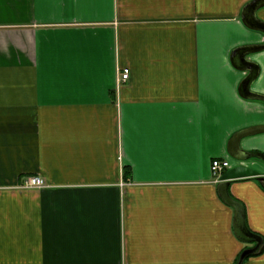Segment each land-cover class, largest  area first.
<instances>
[{"label": "crops", "instance_id": "crops-1", "mask_svg": "<svg viewBox=\"0 0 264 264\" xmlns=\"http://www.w3.org/2000/svg\"><path fill=\"white\" fill-rule=\"evenodd\" d=\"M252 1L0 0V264H237L261 246L212 175L228 158L264 177V132L234 142L264 126L235 56L264 44ZM246 60L264 96V50ZM227 192L264 239V182Z\"/></svg>", "mask_w": 264, "mask_h": 264}, {"label": "water", "instance_id": "water-1", "mask_svg": "<svg viewBox=\"0 0 264 264\" xmlns=\"http://www.w3.org/2000/svg\"><path fill=\"white\" fill-rule=\"evenodd\" d=\"M263 7H264V0H254L250 2L245 6L243 10L242 19L248 27L264 32V22L257 18L258 10ZM263 50H264V44L257 46H248V47L240 48L235 51L236 58L240 59L241 62H244V64L247 65L248 69L251 70V73L243 82V92L245 94V97L264 100V96L253 94L250 92V86L256 77L257 69L255 71L254 64L246 60V56L248 54ZM263 132H264V126H260L251 130L244 131L235 136L234 142L239 143L240 138L244 136L263 133ZM245 177H257L258 180L264 182V177L260 176V174L257 171L244 166H237L229 169L228 171L222 174L220 179L222 183L219 186V193L222 199L224 200V202H226L229 206L235 209V222H234L235 234L243 243H257L256 246L257 248L262 243V238L249 231V229L245 224L244 210L242 205L236 202L235 200H233L228 195L227 192V189L231 181ZM256 250L254 249L245 250L241 254L238 264H243L245 258Z\"/></svg>", "mask_w": 264, "mask_h": 264}, {"label": "built area", "instance_id": "built-area-1", "mask_svg": "<svg viewBox=\"0 0 264 264\" xmlns=\"http://www.w3.org/2000/svg\"><path fill=\"white\" fill-rule=\"evenodd\" d=\"M129 77H130V70L124 69L123 72L121 73L120 77H119V82H126V81H128ZM233 167L234 166H233L232 161L228 158L220 159V160H214L212 162L213 178H216V180L218 181L219 179H221V176L225 171H227ZM24 186L27 188L41 189V188L45 187V182L39 177H32V178H29L27 181H25Z\"/></svg>", "mask_w": 264, "mask_h": 264}, {"label": "trees", "instance_id": "trees-1", "mask_svg": "<svg viewBox=\"0 0 264 264\" xmlns=\"http://www.w3.org/2000/svg\"><path fill=\"white\" fill-rule=\"evenodd\" d=\"M255 234V233H254ZM255 235H257V234H255ZM258 236V235H257ZM246 250V249H245ZM244 250V251H245ZM243 251V252H244ZM242 252V253H243ZM263 252H264V239L262 238V244H261V246L256 250V251H254L253 253H251L249 256H247L246 258H245V260H244V262L246 261V260H248L249 258H252V257H257V256H260V255H262L263 254ZM241 253V254H242ZM241 256V255H240ZM240 256H239V258L237 259V264H238V262H239V259H240ZM243 262V263H244Z\"/></svg>", "mask_w": 264, "mask_h": 264}]
</instances>
